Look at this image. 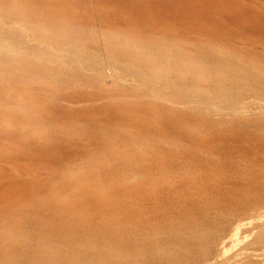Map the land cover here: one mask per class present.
<instances>
[{"label": "rangeland", "instance_id": "obj_1", "mask_svg": "<svg viewBox=\"0 0 264 264\" xmlns=\"http://www.w3.org/2000/svg\"><path fill=\"white\" fill-rule=\"evenodd\" d=\"M3 203L0 264H264V0H0Z\"/></svg>", "mask_w": 264, "mask_h": 264}, {"label": "bare ground", "instance_id": "obj_2", "mask_svg": "<svg viewBox=\"0 0 264 264\" xmlns=\"http://www.w3.org/2000/svg\"><path fill=\"white\" fill-rule=\"evenodd\" d=\"M14 208L15 207L12 204L3 203L2 205H0V224H1V226L5 227V229H11L14 226L17 227L18 229L22 228V221H19V217L17 216L18 212L10 210V209H14ZM46 212H48V211H46ZM36 213L38 215L40 214V213H38V211H36ZM49 218H51V216ZM63 218H66L67 221H63ZM59 219H60V221H62V223L67 225L68 224L67 222L70 218L66 217L65 214H61L59 216ZM0 259H1V254H0Z\"/></svg>", "mask_w": 264, "mask_h": 264}]
</instances>
